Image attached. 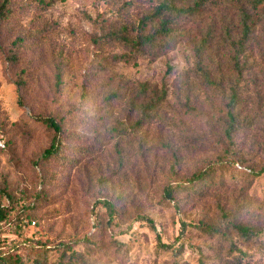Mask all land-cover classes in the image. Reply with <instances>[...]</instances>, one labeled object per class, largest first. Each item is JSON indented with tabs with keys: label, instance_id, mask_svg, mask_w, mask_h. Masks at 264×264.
Masks as SVG:
<instances>
[{
	"label": "rangeland",
	"instance_id": "374dc122",
	"mask_svg": "<svg viewBox=\"0 0 264 264\" xmlns=\"http://www.w3.org/2000/svg\"><path fill=\"white\" fill-rule=\"evenodd\" d=\"M161 1H8L0 15L5 257L25 264H264V5L186 0L203 4L174 14L176 33L154 52H133L116 33L134 37L157 26L158 18L144 19ZM243 7L254 21L239 47ZM237 53L240 99L229 137ZM38 116L61 123V156L44 155L54 129ZM211 164L212 176L190 179ZM168 184H180L172 198ZM104 202L114 206L111 219ZM233 221L256 234L242 237Z\"/></svg>",
	"mask_w": 264,
	"mask_h": 264
},
{
	"label": "trees",
	"instance_id": "16d2710c",
	"mask_svg": "<svg viewBox=\"0 0 264 264\" xmlns=\"http://www.w3.org/2000/svg\"><path fill=\"white\" fill-rule=\"evenodd\" d=\"M8 1L9 0L0 1V15L2 16H6L8 12L7 11ZM180 2H183V3H180ZM185 2L186 0H163L155 8L151 17H149L148 19H144V20H149V19L158 18L159 20H158L157 26L147 31H144L143 29L140 28L134 37H130L128 35V32H126V30L116 33V36L121 38L120 40L124 41L133 52L152 53L156 50V47L159 45L158 42L160 39L171 38L172 34L176 33L177 29L174 26V21L172 20L174 14L179 15L182 13L186 14V13L195 12L203 4L202 3L203 1L202 2L200 1L198 3L195 2L194 4H189ZM252 4L255 8H258L261 5H264V0H253ZM240 13L242 15L243 36L240 37L238 40L239 47L243 46L244 43L250 37L251 31H252V22L254 21L253 15L247 8L243 7L242 10L240 8ZM144 20H143L142 26H144V22H145ZM127 54L128 53H125L124 58H126ZM236 56H237L236 61H237L238 77L234 82L230 84V95L227 101L228 115H229L230 121H229L228 127L226 128V134L229 137L232 136V132L235 130V127L237 124L236 117L233 111L236 105L239 103V99H240L239 81L241 80V67L239 63V54L237 53ZM199 67L200 66L198 65L197 68ZM205 76L208 77L207 73L205 74ZM37 119L46 122L47 125H49L51 128L54 129V136H53L52 142L49 145V147L45 149L44 155L47 157L61 156L62 148L64 144L63 137H62L63 130H62L61 123L54 116H38ZM233 163H236V162H233ZM236 164L237 166H239L238 163ZM216 169L217 167L211 164L205 169H200L190 179H193V181L205 180L209 176H212L214 172L216 171ZM178 186H180V184L179 185L168 184L165 188V191H166L165 194L169 198H172L174 191ZM183 186H185L184 183H183ZM8 198L9 199H7V201H9L12 205H14L16 201H13L10 194ZM104 204L106 205L107 210L110 213V219H111L112 217H114V213H115L114 206L111 202H104ZM8 207L9 205H4L3 203H0V222L2 221L6 222V220L8 219V215L10 212ZM27 208L30 211L32 210L33 206L28 205ZM25 216H28V214L26 213ZM231 226L234 230H236L239 234H241L242 237L247 238V239H250L257 232L255 228L251 227L250 225L243 224L237 221L236 222L233 221L231 223ZM203 227L209 230L212 229L211 226L206 223L203 225ZM124 232H127V231H124ZM117 242H118V246H123L125 244L123 242H119V241ZM165 246H169V245H165ZM3 253H4L3 251H0V262H5L8 259L9 264H25L23 260L17 261V260H12L9 257H5ZM31 260H32V264H43L38 258L37 259L31 258Z\"/></svg>",
	"mask_w": 264,
	"mask_h": 264
}]
</instances>
